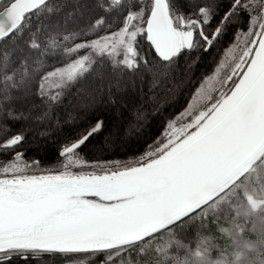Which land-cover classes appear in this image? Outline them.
<instances>
[{"label": "snow or ice", "instance_id": "6c2138e0", "mask_svg": "<svg viewBox=\"0 0 264 264\" xmlns=\"http://www.w3.org/2000/svg\"><path fill=\"white\" fill-rule=\"evenodd\" d=\"M0 4V41L22 39L27 32L21 54L27 48L43 55L61 46L51 34L43 42L41 25L32 24L33 17L54 11L47 0H0ZM97 6L103 13L122 11L118 28L64 49L67 55L82 49L91 53L67 69L40 77L37 94L50 106L63 93L50 95L46 81L59 76V87H72L92 69L93 54L129 71L143 62L155 79V64L140 54L141 39L153 49L156 63L171 66L185 51L201 46L208 51L226 27L236 23L235 18H243L241 14L248 18L249 28L242 55L216 95L203 85L198 88L177 116L190 119L179 128L170 121L161 133L163 140L146 145L134 164L103 174L70 170L119 165L84 159L80 150L102 130L103 122L97 121L61 145L59 156L67 162L62 172L42 169L36 160L19 163L23 153H15L11 162L0 166V261L13 255L28 259L29 254H86L93 260L100 255L106 260L127 256L125 264H242L247 253L255 252L250 264H264V0H227L223 12L217 0H204L187 14L177 13L170 0H97ZM214 20L216 26L205 31ZM102 27H112L105 15L86 29L64 35L63 41ZM240 33L237 29V39ZM11 56L8 51L0 55L4 100L10 99V89L25 85L31 75L26 55L19 63H13ZM196 102H203V107L197 108ZM7 117L17 119L12 110ZM9 131L8 125H0V135ZM23 140L22 133L0 140V151L13 150ZM30 167L41 174H22ZM196 221L200 222L196 236L185 238V225ZM206 225H214L216 232L206 233ZM245 225H250L255 239L245 238ZM157 239L164 243L150 256ZM217 240H224V245L218 247Z\"/></svg>", "mask_w": 264, "mask_h": 264}, {"label": "trees", "instance_id": "16d2710c", "mask_svg": "<svg viewBox=\"0 0 264 264\" xmlns=\"http://www.w3.org/2000/svg\"><path fill=\"white\" fill-rule=\"evenodd\" d=\"M170 2L177 13L187 14L192 10L193 4H201L204 0ZM217 2L221 5L219 10L223 12L227 7V0ZM47 3L54 11H45L39 19L33 17L32 24L33 27L41 25L43 42H46L49 34L56 36L61 45L59 48H50L43 55L39 50L25 48L21 54L19 48L24 47L27 32L22 39L0 41V55L5 51L11 52L13 63H19L26 55L28 71L31 74L25 85L10 89L9 100L3 99L4 82L0 81V107L4 109V113L0 114V125H8L11 129L7 134L0 135V140H6L16 133L24 135L23 142L15 149L0 151V166L11 162L15 153H23L19 163L36 160L42 169L51 170L53 174L62 172L67 162L59 156L61 145L97 121L103 122L102 130L80 151L89 163L118 161L119 165L113 163L111 168L72 167L70 170L76 173L97 172L125 167L128 163L134 164L146 145L152 144L157 138L162 139L164 127L186 106L204 77L215 69L225 49L237 40V51L243 49L244 33L249 28L248 18L241 14L243 18H235L236 23L229 24L208 51H204L203 46L190 52L185 51L171 66L156 63L153 49L141 39L138 44L140 54L146 57L149 64H155V79L151 73L145 71L143 62L137 70L129 71L114 68L107 59L95 57L93 54L95 63L84 78L79 79L70 88L63 89L58 85L48 90L50 95L63 93L60 100L50 106L45 102V98L37 94L40 77L49 69L70 60L84 50L67 55L64 51L66 47L117 29V21L122 16V11L116 9L111 13H103L97 6V0H47ZM2 8L3 5L0 4V9ZM100 15L106 16L107 22L112 25L111 29L102 27L91 35H81L75 40L63 41L64 35L86 29L87 25ZM215 26L214 20L210 26H205V31L210 32ZM237 29L241 30L239 39L235 36ZM13 49L16 51L13 52ZM36 59H40L42 64L36 65ZM231 70L228 64L225 75H229ZM212 95L215 96L216 91ZM8 110H12L17 119H9ZM22 174L39 175L41 172L30 167ZM199 226V221L186 224L183 236L194 238ZM245 228V238L255 239V234L248 231L250 225H245ZM204 231L211 235L216 232V228L214 225H206ZM216 242L218 247L225 243L224 240ZM163 243V239L155 240L149 255L155 256V247ZM213 253L216 254L215 249ZM82 259L83 264H101V261H104V264H125L128 257L113 255L112 260H106L104 255H100L93 260L86 254H77L75 257H65L61 254H41L33 257L29 254L28 259L13 255L10 260L0 261V264H63L69 260Z\"/></svg>", "mask_w": 264, "mask_h": 264}, {"label": "rangeland", "instance_id": "374dc122", "mask_svg": "<svg viewBox=\"0 0 264 264\" xmlns=\"http://www.w3.org/2000/svg\"><path fill=\"white\" fill-rule=\"evenodd\" d=\"M115 30H113V31H115ZM91 40H89V41H91ZM237 42H239V41L238 40L236 42L234 41L232 44H230L225 49L224 54L222 56V59L220 60V62L218 63V65L215 67V69L212 72H210L206 77H204V80L203 81H201L198 84V86L195 88L194 92L192 93L190 99L188 100L186 106L183 109H181L178 113L182 112L188 106V104H189L190 101H193V97H194V94L196 93V90L198 88H200L202 85H203V89L206 92H209L211 94L214 91H216L217 89L220 88L221 83L228 76V75H225L226 70H227V65L229 64L231 66V68H233L234 65H235V63L239 60V57L242 55L243 49L241 51H239V52L237 51L238 50V48H236ZM236 52H238L237 56H235V53ZM90 53H91V50L90 49H84L82 52H80L79 54H76L70 60H67V61H65L63 63H60V64L54 66L53 68L49 69L43 75L47 74L50 71H54L57 68L67 69L68 66L75 59L79 58L80 56L87 55V54H90ZM217 69H219V71H217ZM210 76L213 77V78L208 83L205 84L204 82H205L206 78L207 77H210ZM39 81H40V79H39ZM60 84H61V78L59 76H54V77H51L48 81H46L45 87H46L47 90H49V89H52V88L57 87ZM196 107L197 108L203 107V102H196ZM178 113L170 120V121H175V127L176 128H179L187 119H190V117H185V119H177ZM164 129H165V127H164ZM164 129H163L162 132H164ZM169 131H171V129H169ZM163 138L164 137H162L161 140H163ZM138 157H140V155ZM138 157H136V158H138ZM254 256H255V252H249V253H247V257L242 262V264H250V261L254 258ZM79 261H84V259H82V260H69V261L64 262L63 264H78Z\"/></svg>", "mask_w": 264, "mask_h": 264}, {"label": "water", "instance_id": "95a60500", "mask_svg": "<svg viewBox=\"0 0 264 264\" xmlns=\"http://www.w3.org/2000/svg\"><path fill=\"white\" fill-rule=\"evenodd\" d=\"M3 9V8H2ZM2 9H0V10H2ZM123 167H120V168H114V169H108V170H104V171H97L96 173L97 174H103L104 172H110V171H118V170H120V169H122ZM85 174H87V173H90V172H84Z\"/></svg>", "mask_w": 264, "mask_h": 264}]
</instances>
